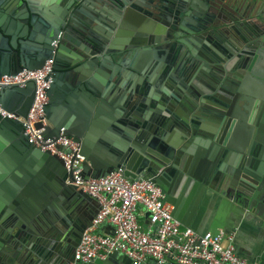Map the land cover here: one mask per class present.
I'll return each instance as SVG.
<instances>
[{"label": "water", "instance_id": "1", "mask_svg": "<svg viewBox=\"0 0 264 264\" xmlns=\"http://www.w3.org/2000/svg\"><path fill=\"white\" fill-rule=\"evenodd\" d=\"M118 25L128 38H108ZM263 40L264 0H0V76L52 59L41 142L76 140L81 176L150 177L186 227L209 189L241 212L264 209ZM33 90L2 86L0 109L24 117ZM40 147L0 116V264H68L96 213Z\"/></svg>", "mask_w": 264, "mask_h": 264}, {"label": "built area", "instance_id": "2", "mask_svg": "<svg viewBox=\"0 0 264 264\" xmlns=\"http://www.w3.org/2000/svg\"><path fill=\"white\" fill-rule=\"evenodd\" d=\"M51 45L56 46V41ZM52 59L44 60L36 70L22 68L15 74L0 76V88L27 80L34 84L31 103L24 117L0 109V116L18 120L27 141L41 150L56 154L69 175L65 182L82 190L97 203V210L83 230L68 264H86L103 259L112 252L123 254L131 264H254L236 253L233 230L197 232L181 225L171 216V205L162 202L163 195L150 177L130 179L120 170L94 178L81 176L82 156L71 136L59 135L41 142L42 127L48 125L43 115L45 89L50 82ZM40 124L36 128L35 124ZM61 147V148H59ZM146 213V226L138 222L139 209ZM108 225L107 233L100 230Z\"/></svg>", "mask_w": 264, "mask_h": 264}, {"label": "crops", "instance_id": "3", "mask_svg": "<svg viewBox=\"0 0 264 264\" xmlns=\"http://www.w3.org/2000/svg\"><path fill=\"white\" fill-rule=\"evenodd\" d=\"M258 5V2H257ZM103 14L107 16H116L117 21L122 20V13L116 7L110 4L100 5ZM96 32L104 36L103 27L99 26ZM129 30L124 25H118L110 33L108 38H117L123 40L128 38ZM264 41V40H263ZM72 55L71 51L66 52ZM96 110L92 106L90 113ZM104 114L107 109L102 108ZM91 121L88 119V124ZM108 126H110L108 124ZM107 129V128H106ZM220 189L206 190L203 194L198 209L193 217L191 224L188 226L197 232H203L211 229H229L234 232L233 245L236 253L254 264H264V209L252 212H241L232 201L219 193ZM138 222L146 226V213L139 209ZM102 230V228H100ZM172 264V263H167Z\"/></svg>", "mask_w": 264, "mask_h": 264}]
</instances>
